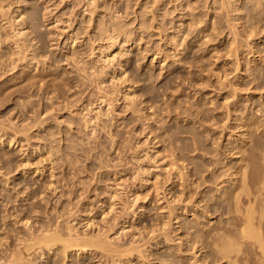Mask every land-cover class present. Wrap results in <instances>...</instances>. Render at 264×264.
Here are the masks:
<instances>
[{
  "label": "rangeland",
  "instance_id": "obj_1",
  "mask_svg": "<svg viewBox=\"0 0 264 264\" xmlns=\"http://www.w3.org/2000/svg\"><path fill=\"white\" fill-rule=\"evenodd\" d=\"M109 261L264 264V0H0V264Z\"/></svg>",
  "mask_w": 264,
  "mask_h": 264
},
{
  "label": "bare ground",
  "instance_id": "obj_2",
  "mask_svg": "<svg viewBox=\"0 0 264 264\" xmlns=\"http://www.w3.org/2000/svg\"><path fill=\"white\" fill-rule=\"evenodd\" d=\"M23 32H21V31H17V34L18 35H20V34H22ZM23 223H24V225L26 226V228H29V226L30 225H28V221L27 220H25V221H23ZM99 236H100V233L98 234H96V235H93V237L95 238L96 237V239L97 238H99ZM21 239H22V237H21ZM38 239H40L41 240V242L42 241H45L46 242V245H47V250H49L50 251V249L53 247V245L55 244V243H57V242H62L63 243V247L66 249L67 247H70V246H74V245H76L77 244V242H76V240H75V242L74 243H71V242H69L71 239H69L68 237H66V236H64V233L63 232H61V231H56V230H53L52 231V229H50V228H44V229H42L41 230V232L40 233H38V234H34V233H32V232H30L29 234H28V237L27 238H23L21 241H22V243H24V245H25V247H27V246H31L32 245V243H34L36 240H38ZM75 239V238H74ZM95 239V240H96ZM73 240V239H72ZM78 240H80V239H78ZM29 241H31V242H29ZM81 241V240H80ZM79 241V242H80ZM97 241V240H96ZM79 242H78V244H79ZM82 242V241H81ZM94 242V241H93ZM36 243V242H35ZM108 243H111V242H108ZM77 244V245H78ZM85 244V243H84ZM96 245H100V246H103L104 244H105V242H104V240H98L97 241V243H95ZM106 244H107V241H106ZM80 246V245H79ZM88 245H84V246H81V248H82V251H87V247ZM75 247H77V246H75ZM111 247V246H110ZM113 248V247H112ZM113 250V249H112ZM64 251V250H63ZM67 251V250H66ZM117 251V250H116ZM110 252H111V250H110ZM7 264V263H6ZM12 264V263H11ZM108 264H114V262H108Z\"/></svg>",
  "mask_w": 264,
  "mask_h": 264
}]
</instances>
